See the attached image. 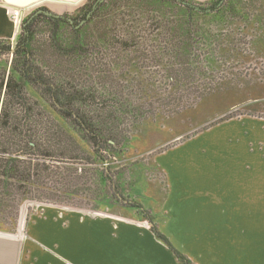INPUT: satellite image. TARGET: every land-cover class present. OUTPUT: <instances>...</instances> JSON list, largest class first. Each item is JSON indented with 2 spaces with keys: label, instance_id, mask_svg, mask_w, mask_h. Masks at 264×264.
Wrapping results in <instances>:
<instances>
[{
  "label": "rangeland",
  "instance_id": "1",
  "mask_svg": "<svg viewBox=\"0 0 264 264\" xmlns=\"http://www.w3.org/2000/svg\"><path fill=\"white\" fill-rule=\"evenodd\" d=\"M178 2L47 3L21 9L18 31L0 39L15 46L25 22L49 13L58 23L45 17L33 23V67L103 138L94 154L97 147L56 110L49 93L26 85L27 122L40 137L42 154L50 157H35L44 165L31 179L9 181L0 192V264H31L28 224L48 206L80 219L121 216L148 229L139 206L182 252L200 256L191 245L207 236L185 211L202 200L216 204L198 181L203 163L216 155L217 137L208 131L243 118L264 122V0H185L203 10L193 14ZM12 60L11 53L0 54L3 84ZM19 111L13 118L22 116ZM10 124L8 131L15 119ZM10 138L0 147L22 149ZM218 217L223 237L231 239L237 216Z\"/></svg>",
  "mask_w": 264,
  "mask_h": 264
},
{
  "label": "crops",
  "instance_id": "2",
  "mask_svg": "<svg viewBox=\"0 0 264 264\" xmlns=\"http://www.w3.org/2000/svg\"><path fill=\"white\" fill-rule=\"evenodd\" d=\"M15 21L12 29L0 0V39L13 34ZM208 132L217 137L216 155L203 163L198 181L216 204L202 200L185 211L195 229L206 233V240L191 245L200 256L182 252L158 223L155 226L191 264H264V122L225 121ZM222 213L237 216L229 240L221 233ZM41 214L27 228L31 264H181L150 225L147 229L115 215L80 219L54 206L43 208Z\"/></svg>",
  "mask_w": 264,
  "mask_h": 264
},
{
  "label": "trees",
  "instance_id": "3",
  "mask_svg": "<svg viewBox=\"0 0 264 264\" xmlns=\"http://www.w3.org/2000/svg\"><path fill=\"white\" fill-rule=\"evenodd\" d=\"M178 1V3L184 4L188 14L201 13L203 11L201 8H199V11H197L196 8H191L185 0ZM38 13H40L38 17H33L30 21H27L22 25L21 35L15 46L6 47L4 44L5 42L0 41V54L11 53L13 55L11 69L12 74L10 73L9 77L5 81V84H3V74L2 79L0 80V97L2 99L0 104V144L2 145L5 143L7 145L11 139L10 137L14 136L18 139V142L22 146L20 148L23 149L11 152L9 150L10 148L0 147V192H4L5 186L8 187V185H10L9 181L17 185L28 182L33 176L34 169L40 165H44V162L38 163V161L35 160L37 159L35 157H50V155L47 156L42 154L39 143L40 137L35 130H32L29 125L30 123L27 122L31 111V104H28V99L25 97V87L27 84L38 86L49 93L52 105L56 108V110L64 116L69 117L74 124L76 122L81 130L87 134L91 143L97 147V149L95 148L93 150L94 154H98V151L102 147L103 138L100 133L97 132L96 126L92 125L86 119L76 116L75 109L71 105L73 101L68 97L61 99L58 95L56 86L46 81L33 67V23L39 17H45L52 24L57 22L55 19L49 18L50 15H47L45 12ZM83 19H86V16H84ZM13 74L17 75V77H13ZM2 93L3 95L1 96ZM17 111L22 114V116L18 119L15 116L13 118L14 112ZM12 119H15L16 124H13L11 130L8 131L11 126L10 123ZM32 143H35L34 146ZM27 151L31 153H29V157H25V155H28ZM16 153H22L25 158L17 156L11 157L12 154ZM5 181L7 183H4ZM117 198L119 199L118 196ZM127 205L131 206L132 203L128 202ZM137 208L140 210L139 212L143 215L144 219L149 223L150 229L155 236L162 240L183 264H191L183 255L174 250L168 240L159 233L156 226L150 219L149 214L139 206Z\"/></svg>",
  "mask_w": 264,
  "mask_h": 264
},
{
  "label": "water",
  "instance_id": "4",
  "mask_svg": "<svg viewBox=\"0 0 264 264\" xmlns=\"http://www.w3.org/2000/svg\"><path fill=\"white\" fill-rule=\"evenodd\" d=\"M83 0H1L2 4L6 7L27 10L36 8L43 4H77ZM50 15L49 13H46Z\"/></svg>",
  "mask_w": 264,
  "mask_h": 264
},
{
  "label": "built area",
  "instance_id": "5",
  "mask_svg": "<svg viewBox=\"0 0 264 264\" xmlns=\"http://www.w3.org/2000/svg\"><path fill=\"white\" fill-rule=\"evenodd\" d=\"M1 4H2V2H1ZM3 7L5 8V13L11 18L13 23L18 17L17 14L22 15V13H21L22 10L21 9L6 7L4 5H3ZM21 20H22V18L20 19V22H21ZM20 22H19V24H20Z\"/></svg>",
  "mask_w": 264,
  "mask_h": 264
},
{
  "label": "bare ground",
  "instance_id": "6",
  "mask_svg": "<svg viewBox=\"0 0 264 264\" xmlns=\"http://www.w3.org/2000/svg\"><path fill=\"white\" fill-rule=\"evenodd\" d=\"M72 5V4H71ZM6 14V13H5ZM17 16H18V14H17ZM17 19H18V17H17ZM18 21V20H17ZM17 21H16V23H15V28H14V31H13V34H15L17 31H18V26H17ZM20 22V21H19Z\"/></svg>",
  "mask_w": 264,
  "mask_h": 264
}]
</instances>
